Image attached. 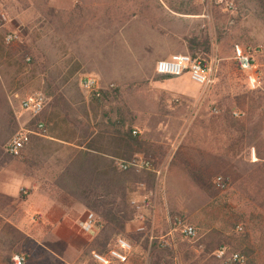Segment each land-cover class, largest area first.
<instances>
[{
    "label": "rangeland",
    "instance_id": "1",
    "mask_svg": "<svg viewBox=\"0 0 264 264\" xmlns=\"http://www.w3.org/2000/svg\"><path fill=\"white\" fill-rule=\"evenodd\" d=\"M92 1L0 0V13L8 19L0 30V165L17 171L22 168L21 161L6 154L5 145L20 125L28 121V116L20 110V101L27 96L42 93L48 99L40 116L44 123H52L46 124V135L51 130L70 134L76 132V128L81 135L86 134L83 126H77V120L86 113L81 105L83 93L79 82L85 70L94 66L80 61L85 54L82 43L91 22L101 26L113 24L118 32L127 26L140 25L142 29L145 24L151 25L153 49L159 44L157 35L171 43L176 35V54L190 56L188 40L196 36L203 41L207 37L209 52H197L192 57L212 67L214 83L208 88H199V103L203 107L193 113V131L190 129L188 135L185 131L171 153L180 158L186 152L220 148L221 159L225 161L220 177L227 187L218 190L214 181L219 176L214 177L209 183L212 189L206 191L209 197L206 205L197 208L195 214L190 212L192 208H187L188 216L182 215L186 219L182 222L193 226L197 234L207 235L212 254L207 264H229L213 255L221 247L243 255L245 264H264V0H99L108 11L87 14L88 9L84 8ZM174 7L179 12L193 10L198 15L179 14L173 11ZM10 31L18 32L20 39L7 46L2 38ZM127 37L125 30L114 39L129 49L132 40ZM235 46L250 49L261 74L260 90L252 92L247 88L245 74L234 56ZM129 67L133 72L148 71L150 64L130 63ZM113 86L102 99L89 101L92 110L96 109L99 114L101 105L112 102L111 113L119 116L116 105L121 95ZM173 113L181 117L189 112ZM234 113H239L240 117L236 118ZM129 125L133 122L129 121ZM38 143L36 148L46 152L47 165L49 153L59 150L57 155H60V147ZM27 148L30 150V146ZM159 153L165 151L159 150ZM260 156L263 159H258ZM125 178L133 184L143 177ZM202 183L208 182L202 180ZM26 195L27 192L21 191L17 202L6 207L7 212L14 214L15 227L4 224L0 230V264H11L15 255H23L25 264H51L41 257L47 240L31 238V232H26L39 220V215H29ZM83 201L88 205V212L105 222L103 230L113 237L111 228H117L118 214L122 215L126 209L121 205V198H115L113 207H104L105 201H95L93 195L83 192ZM130 208L128 215H131ZM117 236L128 240L133 247L123 233ZM159 249L171 258V249ZM88 254L79 264H86Z\"/></svg>",
    "mask_w": 264,
    "mask_h": 264
},
{
    "label": "crops",
    "instance_id": "2",
    "mask_svg": "<svg viewBox=\"0 0 264 264\" xmlns=\"http://www.w3.org/2000/svg\"><path fill=\"white\" fill-rule=\"evenodd\" d=\"M91 4L84 8L88 9L87 14L108 11L99 0H93ZM142 27L127 26L118 32L113 24L101 26L91 22L82 43L85 54L80 61L94 65L85 70V76L96 77L105 89L111 84L119 89L121 100L116 105L119 116L111 113L112 102L101 105L98 114L96 109L92 110L91 99L82 94L81 105L86 113L78 117L77 126H83L86 134L81 135L76 128V132L70 134L51 130L44 137L34 136L28 145L30 150L25 149L23 159L18 160L23 163L19 171L0 165V230L4 224L15 227L14 214L7 212L6 207L17 202L21 191L27 192L28 213L31 217L32 214L39 215V220L26 232H31V238L47 240L41 257L51 264H79L85 255L95 251L99 231L85 233L79 226L88 213L83 192L106 203L115 198L119 200L121 196L129 205L134 196V183L125 178L129 176L143 177L136 182H145L154 209L144 232L137 231L140 224L133 217L125 223L122 233L131 240L133 247L124 264H207L212 255L205 233H196L193 239L187 240L173 232V221L185 219L182 215L188 216L190 208L195 214L197 208L206 205L205 201L209 199L206 191L212 189L209 183L221 175L225 161L221 159L220 148L186 152L180 158L171 153L182 134L186 131L188 135L190 129L193 131V113L203 107L199 103L200 86L191 82L186 74L168 78L155 72L158 60L177 53V37L175 35L171 43L157 35L159 44L153 49V27L147 24ZM125 30L128 31L127 38L132 40L130 50L114 39ZM139 62L150 64L149 70L131 71L129 64ZM180 110L189 113L181 117L173 113ZM129 121L133 122L132 126ZM116 123H124L122 129L130 127L136 132L142 147L132 157L150 160L159 176L117 170L115 161L128 159L123 156V151L115 154L109 145L112 130H107ZM44 124L46 127L52 123L46 121ZM38 141L60 147V155H57L59 150L49 153L47 165L46 152L36 148ZM88 143L91 148L87 147ZM159 150L165 153H159ZM202 180L208 183L203 184ZM27 233L25 236L28 237ZM149 234L170 236L171 258L166 257L155 243L149 244Z\"/></svg>",
    "mask_w": 264,
    "mask_h": 264
},
{
    "label": "built area",
    "instance_id": "3",
    "mask_svg": "<svg viewBox=\"0 0 264 264\" xmlns=\"http://www.w3.org/2000/svg\"><path fill=\"white\" fill-rule=\"evenodd\" d=\"M7 22L6 15L0 13V30L4 28ZM19 39L18 32L10 31L3 35L2 41L4 45L9 46L18 42ZM233 51L239 69L245 74L247 88L250 91L257 90L261 85V74L254 62L250 49L245 50L240 46H235ZM155 72L168 77H178L186 74L191 82L203 88H208L214 83L212 67L207 66L200 58L192 57L189 54H174L168 58L158 60L155 64ZM113 87L111 84L106 89L103 88L94 76H84L79 82L80 91L93 100L102 99L104 92L113 89ZM47 101V97L42 93L27 96L20 101V110L28 116V121L20 125L16 133L6 143L5 152L10 157L22 160L24 151L30 144L32 137L45 136L46 127L40 120V116ZM234 115L237 116L238 113ZM132 134L135 135L136 132L132 131ZM252 157L254 158V155ZM115 165L117 170L123 173L160 175L153 167L152 162L141 156H134L128 160H116ZM214 184L218 190H224L227 187L226 181L220 176L215 179ZM133 189L134 196L129 200V206L133 211V219L140 224L137 231L144 232L154 207L149 194H147L145 182H135ZM139 197L140 199H138ZM79 226L83 232L90 233L93 230L99 231L102 228V223L92 212H88L86 218L79 223ZM238 230H241V228H238ZM173 232H178L187 240H191L196 236V230L193 226L185 224L177 218L173 221ZM148 240L150 245L155 243L158 248H171L172 245L170 236L155 237L153 234H149ZM131 253V243L124 238L118 237L114 245L105 252L91 251L86 264H124ZM213 255L215 259L224 263L245 264L243 255L238 252H231L226 247L217 249ZM11 264H25V257L23 255H15Z\"/></svg>",
    "mask_w": 264,
    "mask_h": 264
},
{
    "label": "trees",
    "instance_id": "4",
    "mask_svg": "<svg viewBox=\"0 0 264 264\" xmlns=\"http://www.w3.org/2000/svg\"><path fill=\"white\" fill-rule=\"evenodd\" d=\"M173 11H175L176 13L179 14H183V15H198L195 14L193 10L191 11H185V12H179L175 7L173 8ZM188 50L190 53H192V56L196 55L197 52L201 53V54H206L209 52L210 50V42L208 41V38L206 37L205 39H203V41H199L198 37H192L191 39L188 40ZM204 63V61H203ZM168 77V76H165ZM169 78V77H168ZM171 78V77H170ZM260 90V88H258L255 91ZM106 92H104L103 97L106 95ZM109 92V91H108ZM254 92V91H252ZM45 110V108H44ZM44 112V111H43ZM235 114V113H234ZM235 116V115H234ZM236 118L240 117V114L238 113L237 116H235ZM122 124L121 123H116L113 124V130L110 131L109 133L112 134V141L109 143L110 146H112L114 153L116 154V152H120L123 151V156L125 157V159H130L134 153L138 152L141 150V143H139V141L136 138V135L132 134L131 128H124L122 129ZM91 144H87L88 148H91ZM258 159H263L261 156ZM121 198V205H123L126 209L124 211H122V215H120V213L118 214V216H120V219L117 220V228H111L113 230V237H111V235H108L103 228L105 227V222L100 220V222L102 223V228L99 230V234L98 237L96 239V248H102L101 252H105L109 247L113 246L115 243V240L118 238V236L116 237V235L118 234H122L121 232L124 230V226L125 223L131 219L133 217V211L132 209H130L131 211V215L129 213L126 214L127 209L129 207L128 203L125 201V199H123L121 196H119ZM95 201H99L98 199H95ZM97 202L95 203V206H97ZM115 204V201L111 202V203H105L103 204L104 207H113ZM222 248V247H221Z\"/></svg>",
    "mask_w": 264,
    "mask_h": 264
}]
</instances>
